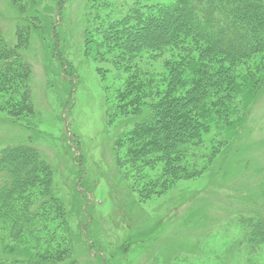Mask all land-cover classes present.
Returning a JSON list of instances; mask_svg holds the SVG:
<instances>
[{
  "label": "rangeland",
  "instance_id": "374dc122",
  "mask_svg": "<svg viewBox=\"0 0 264 264\" xmlns=\"http://www.w3.org/2000/svg\"><path fill=\"white\" fill-rule=\"evenodd\" d=\"M176 8L175 0H0V51L15 53L0 52V74L18 80L0 81V151L33 148L51 182L30 190L46 204L31 235L16 241L15 218L0 216V258L25 252L62 264L69 250L76 264H264V244L251 242L245 223L264 220V47L235 64L230 115L180 146L176 164L156 155L130 162L117 145L135 125L111 116L125 82H159L168 62L188 51L198 64L207 45L180 30L179 44L120 53L122 61L106 29L121 33V21L138 17V36L153 30L149 22L172 30ZM212 59L220 57L202 66L213 70Z\"/></svg>",
  "mask_w": 264,
  "mask_h": 264
},
{
  "label": "trees",
  "instance_id": "16d2710c",
  "mask_svg": "<svg viewBox=\"0 0 264 264\" xmlns=\"http://www.w3.org/2000/svg\"><path fill=\"white\" fill-rule=\"evenodd\" d=\"M175 7L173 14L178 27L172 30L149 22L148 26L153 30L147 29L146 33L138 36L136 31L142 26L138 17L131 20L132 24L121 21L118 25L121 33L112 26L106 29L108 40L122 61L125 55L131 57L143 51L175 46L179 44V33L184 30L194 33L192 37L196 41L207 45L202 50L198 49V64L188 56V51H183L181 57L165 65V77L159 82L154 80L144 85L137 78H130L119 90L115 113L111 116L135 118L134 127L117 144L121 150L124 149L123 159L127 161L140 158L142 163H147V158L153 160L157 156L167 164H176L175 153L180 146L198 139L206 124L208 127L214 120L230 115L233 94L237 89L235 85L241 76L235 64L248 61L260 47H264L263 0H175ZM119 37L126 40L123 45ZM4 49L0 51L5 52L2 59L15 55L8 48ZM206 54L220 57L219 61L212 59L215 64L213 70L202 66ZM120 60H116V64L121 63ZM110 65L113 66L114 62ZM19 68V73L25 75L27 70ZM2 72L1 84L18 81L17 73L13 74L6 68ZM22 102L21 99L15 105L17 111ZM121 141L123 145L126 143L124 147L120 146ZM47 168L31 147H5L0 151V216L8 213L15 218L12 237L16 241L23 240L26 230L31 235L37 229L35 224H31L44 212L46 204L43 207L37 203L36 195L30 190L38 183L50 188ZM245 223L251 242L264 244V220L248 219ZM70 252L65 250L61 253L65 257L62 264H76ZM25 254L12 259L1 257L0 264H46L45 259Z\"/></svg>",
  "mask_w": 264,
  "mask_h": 264
}]
</instances>
